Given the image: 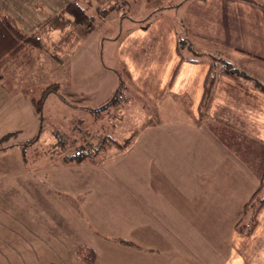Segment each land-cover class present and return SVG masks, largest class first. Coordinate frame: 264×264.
Returning a JSON list of instances; mask_svg holds the SVG:
<instances>
[{"label":"rangeland","instance_id":"rangeland-1","mask_svg":"<svg viewBox=\"0 0 264 264\" xmlns=\"http://www.w3.org/2000/svg\"><path fill=\"white\" fill-rule=\"evenodd\" d=\"M115 1L119 8L76 28L59 50L61 33L52 32L32 67L0 82V138L19 131L7 145L20 144L0 150V264H86L81 247L96 250L95 264H134V246L119 238L138 244L137 253L154 251L140 257L156 264L168 249L180 251L181 264H264V209L252 236L234 228L249 222L244 206L264 175V144L200 113L194 122L169 101L156 107L134 91L118 58L131 28L181 17L175 7L184 0ZM121 79L128 88L106 104ZM150 129L163 133L153 148L136 137ZM56 131L71 137L64 154L106 135L133 139L67 163L50 153ZM36 135L24 161L21 145Z\"/></svg>","mask_w":264,"mask_h":264},{"label":"crops","instance_id":"crops-1","mask_svg":"<svg viewBox=\"0 0 264 264\" xmlns=\"http://www.w3.org/2000/svg\"><path fill=\"white\" fill-rule=\"evenodd\" d=\"M69 1L0 0V8L10 13L25 31L32 32ZM255 1L261 5L242 0H184L177 9H183L181 17L186 20L197 49L220 54L243 69L264 75V0ZM163 16L153 18L147 30L131 28L118 42V58L130 73L134 91L156 107L169 101L186 118L199 123V105L209 65L180 62L176 31ZM208 118L264 144V93L249 84L220 74ZM162 134L158 129H150L136 137L139 143L143 138L145 145L150 139L153 148ZM133 142L137 143L136 138ZM162 158L157 161H164ZM139 249V245L134 246V264H156L152 258L140 257L155 254L154 251L137 253ZM181 260L180 251L168 249L158 264H181Z\"/></svg>","mask_w":264,"mask_h":264},{"label":"trees","instance_id":"trees-1","mask_svg":"<svg viewBox=\"0 0 264 264\" xmlns=\"http://www.w3.org/2000/svg\"><path fill=\"white\" fill-rule=\"evenodd\" d=\"M111 1L112 0H70L62 10L51 16L44 23L40 24L32 32L25 31L23 26L10 13L0 8V82H10L13 76L18 74L21 75L28 68L32 67L36 62V52L46 48L45 39L48 38L52 32L59 31L61 33L60 38L54 45V49L59 50L64 45H67L74 40L76 37V28L83 27L91 29L94 26L97 17H106L111 12L119 8L120 5L118 1H115L113 4H109ZM242 1L261 5L255 0ZM126 2V0H123L122 3ZM181 4L182 2L175 8ZM91 10H93V13H91ZM170 21L176 31V52L180 58V62L209 64V70L204 81V93L199 105L201 120H205L209 116L211 99L214 93L217 78L220 74L249 84L252 88L264 93V82L257 77L252 76V73H249L247 70L239 67L237 64H234V62L228 60L220 54L205 52L197 49L193 44L187 28V22L183 17L176 16L171 18ZM151 23L152 20L148 21L145 25H139V28L147 30ZM124 72L130 79V73L126 67H124ZM50 87L59 88L60 84L56 82L50 85L46 89L45 95L42 99H44L46 94L52 90ZM124 87H126V83L123 79H121L119 87L114 94L105 101V103H116L115 100H118L119 96L122 94V88ZM42 99L39 103H36L39 115H42ZM18 133L19 131H11L4 134L0 138V150H6L10 147L20 145H7V141L13 136H16ZM84 133L90 134L87 130L84 131ZM56 134L57 139L49 149L52 156L61 154L65 162H76L78 164L85 162L86 160H93L108 146H117L124 149L131 144L133 139L132 135L121 143L106 135L101 137L99 144L94 143L93 141H86L81 145H77L76 150L73 153L64 154L63 151L65 150V147H67L68 140L71 137H68L66 133L60 131H56ZM38 136L39 135H36L21 145L23 146L22 153L24 161L28 160V147L34 145V142H36L39 138ZM76 141L77 139L72 138V143H76ZM263 209L264 175L261 176L258 187L244 206V213L246 216L250 217L249 222H237L234 227L235 230L244 236L253 235L259 225L258 217ZM118 240L124 245L138 246L131 240L123 238H119ZM78 254L80 259L86 264H95L97 254L93 247H81L78 250Z\"/></svg>","mask_w":264,"mask_h":264}]
</instances>
